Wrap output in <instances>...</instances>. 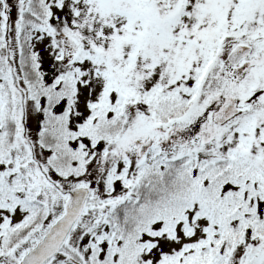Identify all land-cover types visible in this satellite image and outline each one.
<instances>
[{"label": "snow or ice", "instance_id": "snow-or-ice-1", "mask_svg": "<svg viewBox=\"0 0 264 264\" xmlns=\"http://www.w3.org/2000/svg\"><path fill=\"white\" fill-rule=\"evenodd\" d=\"M0 264H264V0H0Z\"/></svg>", "mask_w": 264, "mask_h": 264}]
</instances>
